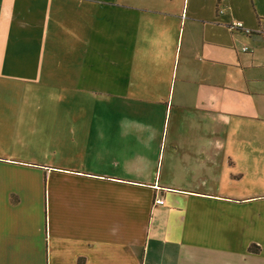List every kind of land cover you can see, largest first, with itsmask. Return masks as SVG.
I'll return each instance as SVG.
<instances>
[{
	"label": "crops",
	"instance_id": "crops-1",
	"mask_svg": "<svg viewBox=\"0 0 264 264\" xmlns=\"http://www.w3.org/2000/svg\"><path fill=\"white\" fill-rule=\"evenodd\" d=\"M0 264H264V0H0Z\"/></svg>",
	"mask_w": 264,
	"mask_h": 264
},
{
	"label": "built area",
	"instance_id": "built-area-1",
	"mask_svg": "<svg viewBox=\"0 0 264 264\" xmlns=\"http://www.w3.org/2000/svg\"><path fill=\"white\" fill-rule=\"evenodd\" d=\"M231 28H245L244 27V24L242 22H234L232 25H231ZM246 31H248L249 29L248 28H245ZM156 203L158 204H161L163 203L164 201L162 199H156L155 200Z\"/></svg>",
	"mask_w": 264,
	"mask_h": 264
},
{
	"label": "trees",
	"instance_id": "trees-1",
	"mask_svg": "<svg viewBox=\"0 0 264 264\" xmlns=\"http://www.w3.org/2000/svg\"><path fill=\"white\" fill-rule=\"evenodd\" d=\"M256 248H258V246H256Z\"/></svg>",
	"mask_w": 264,
	"mask_h": 264
},
{
	"label": "rangeland",
	"instance_id": "rangeland-1",
	"mask_svg": "<svg viewBox=\"0 0 264 264\" xmlns=\"http://www.w3.org/2000/svg\"><path fill=\"white\" fill-rule=\"evenodd\" d=\"M60 77V75H58Z\"/></svg>",
	"mask_w": 264,
	"mask_h": 264
}]
</instances>
